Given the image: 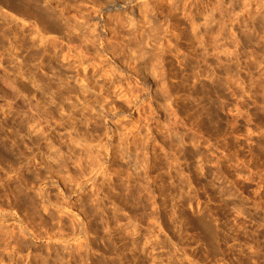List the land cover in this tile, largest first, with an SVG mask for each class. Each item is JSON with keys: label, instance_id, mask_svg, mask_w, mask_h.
Listing matches in <instances>:
<instances>
[{"label": "rangeland", "instance_id": "rangeland-1", "mask_svg": "<svg viewBox=\"0 0 264 264\" xmlns=\"http://www.w3.org/2000/svg\"><path fill=\"white\" fill-rule=\"evenodd\" d=\"M107 2L0 0V264H264V0Z\"/></svg>", "mask_w": 264, "mask_h": 264}, {"label": "bare ground", "instance_id": "bare-ground-1", "mask_svg": "<svg viewBox=\"0 0 264 264\" xmlns=\"http://www.w3.org/2000/svg\"><path fill=\"white\" fill-rule=\"evenodd\" d=\"M50 1H51V0H50ZM108 1H109V2H114V1H116V0H108ZM120 1H121V2L124 1V4H126V5H129L132 1H136L137 3H140V2H138V0H120ZM140 1H141V0H140ZM142 1L144 2V0H142ZM109 2H107V3H109ZM136 2H135V3H136ZM145 2H147V0H145ZM145 2H144V3H145ZM148 3H152L151 0H148V2L145 3V4H147V5H144V6H145V7H146V6L149 7V4H148ZM51 4H52V3H51ZM115 4H116V2H115ZM132 4H133V3H132ZM141 4H142V3H141ZM154 4H155V3H154ZM142 5H143V4H142ZM38 6H39V5H38ZM51 6H52V5H51ZM130 6H131V5H130ZM144 6H142V7H144ZM46 7H47V6H46ZM46 7H45V8H46ZM56 7H57V5H55V8H56ZM145 7H144V8H145ZM42 8H43V7H42ZM48 8H49V7H48ZM48 8H47V9H48ZM53 8H54V7H53ZM123 8H125V7H123ZM155 8H157V6H156ZM49 9H50V8H49ZM42 10H43V9H42ZM50 10H51V9H50ZM53 10L55 11V9H53ZM59 10H61V9H59ZM59 10H58V11H59ZM62 10H63V9H62ZM62 10H61V11H62ZM64 10H65V9H64ZM147 10H148V9H147ZM156 10H157V9H156ZM54 11H53V12H54ZM66 11H67V10H66ZM66 11H65V12H66ZM68 11H69V10H68ZM148 11H149V10H148ZM150 11H151V9H150ZM46 12H47V10H46ZM151 12H152V11H151ZM151 12H150V14H151ZM156 12H157V11H156ZM47 13H48V12H47ZM55 13H57V11H56ZM59 13H61V12H59ZM144 13H147V12H144ZM148 13H149V12H148ZM153 13H154V12H153ZM153 13H152V14H153ZM50 14H51V13H50ZM53 15H54V14H53ZM70 15H71V14H69V16H70ZM44 16H45V15H44ZM49 16H50V15H48L47 17H49ZM54 16H55V15H54ZM42 17H43V14H42ZM61 17H62V16H61ZM73 17H75V16H73ZM40 18H41V17H40ZM67 18H68V17H67ZM67 18H66V19H67ZM108 18H109V17H108ZM108 18H107V19H108ZM46 19H47V18H46ZM56 19H57V18H56ZM58 19H59V18H58ZM72 19H73V18H72ZM75 19H76V18H75ZM78 19H81V18L79 17ZM82 19H83V18H82ZM109 19H110V18H109ZM39 20H41V19H39ZM111 20H112V19H111ZM36 21H37V20H36ZM61 21H63V20H61ZM69 21H70V20H69ZM76 21H77V19H76ZM80 21H81V20H80ZM108 21H109V20H108ZM108 21H107V22H108ZM42 22H44V21H42ZM42 22H40V25H41ZM70 22H71V21H70ZM74 22H75V20H74ZM78 22H79V21H78ZM83 22H84V21H83ZM85 22H86V21H85ZM105 22H106V20H105ZM38 23H39V22H38ZM45 23H46V22H45ZM61 23H62V22H61ZM64 23H65V22H64ZM88 23H89V22H88ZM118 23H119V22H118ZM46 24H47V23H46ZM53 24H55V23L53 22ZM72 24H73V23H72ZM76 24H77V23H76ZM78 24H79V23H78ZM42 25H43V24H42ZM44 25H45V24H44ZM49 25H50V24H49ZM51 25H52V24H51ZM51 25H50V28H51ZM69 25H70V24H69ZM73 25H74V24H73ZM84 25H85V24H84ZM94 25H96V24L94 23L93 26H94ZM108 25H109V24H108ZM110 25H111V24H110ZM34 26H35V25H34ZM37 26H39V25H37ZM45 26H46V25H45ZM55 26H56V25H55ZM96 26H97V25H96ZM101 26H102V25H101ZM101 26H100V27H101ZM106 26H107V25H106ZM40 27H41V26H40ZM47 27H48V26H46V29H47ZM63 27H64V26H63ZM74 27H75V26H74ZM76 27H77V26H76ZM115 27H116V26H115ZM117 27H118V26H117ZM117 27H116V29H118ZM52 28H53V27H52ZM79 28H80V27H78L77 29H79ZM82 28H83V26H82ZM107 28H108V26H107ZM119 28H120V26H119ZM41 29H42V28H41ZM41 29H40V30H41ZM54 29H56V28H54ZM43 30H45V29H43ZM48 30H50V29H48ZM80 30H81V29H80ZM89 30H90V29H89ZM95 30L97 31V29H94V30L92 31L93 35H94ZM52 31L55 32V30H51L50 32H52ZM56 31H57V29H56ZM64 31H65V30H64ZM67 31H68V30H67ZM67 31H66V32H67ZM73 31H74V30H73ZM98 31H99V30H98ZM98 31L95 32L97 35H98V33H99ZM108 31H109V30H108ZM132 31H133V30H132ZM50 32H49V33H50ZM57 32H59V30H58ZM57 32H56V34H57ZM82 32H83V31H82ZM85 32H86V31H85ZM105 32H106V31H105ZM41 33H42V32H41ZM41 33H40V34H41ZM45 33H46V31H45ZM59 33H60V32H59ZM59 33H58V34H59ZM68 33H69V32H68ZM46 34H47V33H46ZM60 34H62V33H60ZM72 34H73V33H72ZM76 34H77V33H76ZM88 34H89V32H88ZM69 35H71V34H69ZM84 35H86V34H84ZM97 35H96V36H97ZM75 36H76V35H75ZM90 36H92V35L90 34ZM98 36H99V35H98ZM98 36H97V37H98ZM86 37H88V36H86ZM92 37H93V36H92ZM97 37H95L96 40H97ZM99 37L101 38V36H99ZM69 38H70V37H69ZM93 38H94V37H93ZM72 39H73V38H72ZM80 39H81V38H80ZM85 39H86V38H85ZM95 39L92 40V39L89 38L88 40H90V42H91V40L94 41ZM70 40H71V39H70ZM77 40H78V39H77ZM96 40H95V41H96ZM68 42H69V41H68ZM88 42H89V41H88ZM69 43H71V42H69ZM91 43H92V42H91ZM91 43H90V44H91ZM94 44H95V43H93L92 46H94ZM103 49H104V48H103ZM75 55H77V54H75ZM78 55H79V53H78ZM72 58H73V57H72ZM72 58H71V61H72ZM76 58H77V57H76ZM76 58H74V59H76ZM74 59H73V60H74ZM78 59H80V57H79ZM76 62H77V61H76ZM81 63H82V62H81ZM117 63H118V62H117Z\"/></svg>", "mask_w": 264, "mask_h": 264}]
</instances>
